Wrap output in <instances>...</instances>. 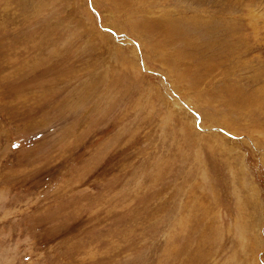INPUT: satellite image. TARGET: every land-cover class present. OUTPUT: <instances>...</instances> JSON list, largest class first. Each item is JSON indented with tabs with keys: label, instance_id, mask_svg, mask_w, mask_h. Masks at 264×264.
Segmentation results:
<instances>
[{
	"label": "rangeland",
	"instance_id": "obj_1",
	"mask_svg": "<svg viewBox=\"0 0 264 264\" xmlns=\"http://www.w3.org/2000/svg\"><path fill=\"white\" fill-rule=\"evenodd\" d=\"M0 264H264V0H0Z\"/></svg>",
	"mask_w": 264,
	"mask_h": 264
}]
</instances>
